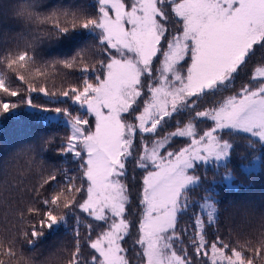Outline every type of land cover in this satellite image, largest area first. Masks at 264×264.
I'll return each mask as SVG.
<instances>
[{
  "label": "snow or ice",
  "instance_id": "obj_1",
  "mask_svg": "<svg viewBox=\"0 0 264 264\" xmlns=\"http://www.w3.org/2000/svg\"><path fill=\"white\" fill-rule=\"evenodd\" d=\"M46 7L42 0L12 6L20 24L45 27L18 34L16 52L0 66L16 72L35 64L38 43L77 30L91 35L100 55L89 59L83 48L47 62L81 73L54 108L31 98L37 91L49 96L46 88L14 89L0 75V93L20 97L0 99V119L26 105L54 113L42 119L68 130L39 146L59 163L33 190L43 208L19 213L21 224L38 216V225L27 220L18 238L35 246L44 229H71L63 264L264 260V215L256 241H226L217 227L221 192L239 190L238 174H264V0H95L91 13ZM129 165L140 173L135 198ZM0 250L20 264L14 247ZM57 259L54 253L46 264Z\"/></svg>",
  "mask_w": 264,
  "mask_h": 264
},
{
  "label": "trees",
  "instance_id": "obj_2",
  "mask_svg": "<svg viewBox=\"0 0 264 264\" xmlns=\"http://www.w3.org/2000/svg\"><path fill=\"white\" fill-rule=\"evenodd\" d=\"M17 2L18 0H0V59L9 51L13 54L16 52L18 34L22 32L26 35L30 32L35 34L38 27L41 31L45 27L43 25L29 27L14 20L11 8ZM42 2L47 6L43 9L46 12L60 7L91 13L95 8V0H42ZM94 43L90 34L80 30L70 31L67 36L59 38L55 36L46 38L35 48L34 55L37 61L35 64L17 66L16 72H8L0 66V75H4L6 82L14 89L26 90L29 85L37 89L46 88L49 96L37 91L31 93V98L36 105L54 108L58 99H64L61 96L62 91L79 83L81 73L78 68L65 69L62 65L53 67L47 62L53 59H70L83 48L90 49L85 52L89 59L98 57L100 53L98 49L93 48ZM28 51L32 53V49ZM17 73L23 75L25 79L23 81L17 79ZM53 93L55 95H52ZM22 95L28 93L22 91ZM0 99L18 100L20 97H7L0 93ZM17 112L19 115L14 118L0 119V244L5 248L14 247L16 259L20 264H23L21 257L33 261V264H46L54 253L58 257L55 264H63V261L71 256L73 240L71 229L63 227L56 230L44 229L45 235L35 246L19 239L18 230L28 227L29 219L38 225V216L26 217L25 223L21 224L19 213L32 206L43 208L33 197V190L40 183L41 177L51 170V166L59 163L54 151H40L39 146L46 139L63 137L68 130L55 120L42 119L43 116H54V113L42 111L34 113L26 105L18 108ZM30 147H34L35 150L30 151ZM54 147L55 144L52 145V148ZM133 174L136 176L135 181L132 180ZM209 178H212L211 173ZM139 180V170L133 173L132 165H129L128 182L132 187L133 198ZM237 180L240 185L238 191L221 192L222 204L217 227L219 235L226 241L231 237L232 243L239 241L243 244L246 240L256 241L260 235L262 222L260 217L264 215V174L250 177L238 174ZM133 212L135 213V208ZM216 234V229L210 230L209 239ZM0 260H3L4 264H11L7 256L0 255ZM257 264H264V260H258Z\"/></svg>",
  "mask_w": 264,
  "mask_h": 264
}]
</instances>
